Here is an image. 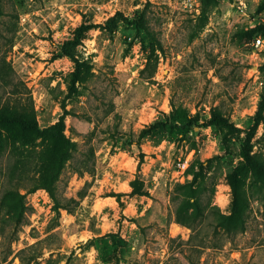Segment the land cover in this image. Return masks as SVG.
Wrapping results in <instances>:
<instances>
[{
    "label": "rangeland",
    "instance_id": "1",
    "mask_svg": "<svg viewBox=\"0 0 264 264\" xmlns=\"http://www.w3.org/2000/svg\"><path fill=\"white\" fill-rule=\"evenodd\" d=\"M195 2L190 11L184 0H0V107L30 106L42 129L66 116L77 152L57 196L78 202L57 214L47 190L16 187L25 211L18 221L0 211V264H264V186L244 177L243 223L222 219L243 153L264 160V44L253 46L264 41L263 0ZM82 24L92 28L71 49L81 65L73 87L64 45ZM213 113L235 128L227 143ZM183 117L185 134L170 126ZM6 154L0 205L15 187ZM87 160L92 172L79 176ZM201 164L202 214L187 204L179 223L175 187Z\"/></svg>",
    "mask_w": 264,
    "mask_h": 264
},
{
    "label": "trees",
    "instance_id": "2",
    "mask_svg": "<svg viewBox=\"0 0 264 264\" xmlns=\"http://www.w3.org/2000/svg\"><path fill=\"white\" fill-rule=\"evenodd\" d=\"M264 8V0H263ZM92 27L86 24H82L76 29L74 37L71 41L64 45V56L68 57L75 63V72L72 73L71 84L74 87L77 82L80 81V66L76 57L71 52V49L78 47L85 37V34ZM261 34L264 36V27L261 28ZM256 40V39H255ZM254 40V42H255ZM253 42V43H254ZM173 109L172 113L179 114L174 103H171ZM65 114L66 113L65 111ZM65 115L63 114L58 122L49 128L42 129L35 116L34 110L30 106H24L19 109H12L6 106L0 107V157H3L5 153L8 154L10 159H14L7 165L5 169V176L8 181L13 182L11 190H7L1 198L0 211L5 210L8 215L14 216L20 220L24 215L25 206L19 192L15 191V188L20 184L25 183L28 185L26 189L29 193H33L38 189H45L49 193L51 199L54 202V211L59 214L60 210H64L69 214L75 211L78 206V202L71 199H59L57 196V183L60 181L67 163L75 158L77 152L76 143L67 138L64 134L65 131ZM185 120L184 125L171 123L172 130L179 131L181 134H185V131L191 129L192 121ZM210 125L217 127L223 134V140L227 143L229 136H231L235 128L233 125L221 117L217 113H213ZM162 127L161 123H155L150 129L143 131L142 136L148 135L153 130H158ZM41 139V143L36 145V140ZM131 144V143H130ZM6 154V155H7ZM242 160L237 167L228 175L229 185L232 191L233 203L231 215L222 218L225 226H234L243 223L244 215L247 211L248 203L245 197L244 184L242 179L248 175H251L253 181L257 185L264 186V160L259 155H251V151H246L242 155ZM83 167L76 169V174L83 176L85 173H91L92 169L89 164V160L82 162ZM32 170L37 173L36 178L26 179L24 175L26 172ZM204 164L200 165L199 171H191L194 176L192 182L185 185H176V190L183 195L182 203L179 209L176 211L177 221H181L180 217L186 212V205L190 204V209H194L193 214L197 216L202 214V203L200 201L201 193L207 190L205 184L206 176L203 173ZM17 178V181H15ZM16 183V184H15ZM205 184V185H204ZM213 188V187H212ZM188 197V199H186ZM180 195L177 194L172 197L173 201H177ZM193 200V202H191ZM18 223V222H17ZM10 238L15 240V234L12 233Z\"/></svg>",
    "mask_w": 264,
    "mask_h": 264
},
{
    "label": "built area",
    "instance_id": "3",
    "mask_svg": "<svg viewBox=\"0 0 264 264\" xmlns=\"http://www.w3.org/2000/svg\"><path fill=\"white\" fill-rule=\"evenodd\" d=\"M184 4L186 5V8H189L190 11L193 9L194 5L196 4L195 0H184ZM264 44V41L262 39H256L255 42L253 43V46L255 48H260Z\"/></svg>",
    "mask_w": 264,
    "mask_h": 264
}]
</instances>
